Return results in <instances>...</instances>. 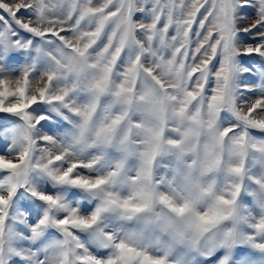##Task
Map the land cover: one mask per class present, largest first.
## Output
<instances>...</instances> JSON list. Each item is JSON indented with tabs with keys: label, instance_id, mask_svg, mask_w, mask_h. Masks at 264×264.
Segmentation results:
<instances>
[{
	"label": "snow or ice",
	"instance_id": "snow-or-ice-1",
	"mask_svg": "<svg viewBox=\"0 0 264 264\" xmlns=\"http://www.w3.org/2000/svg\"><path fill=\"white\" fill-rule=\"evenodd\" d=\"M262 140L264 0H0V264H175L180 244L203 253L197 264H264ZM112 148L141 158L126 197L119 165L89 172ZM169 153L185 182L162 191L154 170ZM45 179L101 205L86 215ZM108 210L167 242L101 231L94 246L81 233ZM16 232L31 253L7 246Z\"/></svg>",
	"mask_w": 264,
	"mask_h": 264
},
{
	"label": "rangeland",
	"instance_id": "rangeland-1",
	"mask_svg": "<svg viewBox=\"0 0 264 264\" xmlns=\"http://www.w3.org/2000/svg\"><path fill=\"white\" fill-rule=\"evenodd\" d=\"M68 125L61 133V136L66 138L67 141L71 142L74 128L72 124L67 121ZM264 143V140L258 141ZM91 153H95V150H89ZM104 159L94 169H90L89 172L93 175H107L110 171L115 170L116 166L119 165L120 179L115 190L118 191L122 196L131 195L133 191V185L131 183L132 178L137 175L142 167L140 156L137 154L135 149L124 150L121 148H112L103 151ZM85 156L89 159L93 158L88 152H85ZM253 173L256 175L264 174V170L260 168H253ZM185 162L184 159L178 157L175 153H169L164 156L163 162L157 164L154 170V178L160 181L159 187L162 191H172L174 188H179L185 182ZM41 190L51 189L54 193H60L64 196L67 203L73 207L83 208L85 204L89 205L88 212L86 215H90L101 205L103 196L98 193H91L82 188L73 187L69 189L66 186H61L53 183L51 180L45 179L43 185H38ZM246 187L254 188V185H246ZM110 190V189H106ZM72 192H79L80 195L72 197ZM251 198L246 197L245 203H250ZM62 215V214H61ZM13 220H17L18 216H13ZM27 223V221H25ZM11 231V229H10ZM101 231H113L121 232L123 238L131 240L135 243H139L143 246L159 247L161 243L167 242L166 236L161 234L157 229L147 223L145 217L138 218L136 220H127L123 218V215L117 210H108L101 214L100 220L94 230L81 233V236H88L89 240L95 246L97 234ZM59 233L56 238L53 239L49 244L42 246L40 252H47L49 249H55L59 243ZM28 240L21 237L19 232L14 233L12 243L10 247H18V250L23 253H31L32 248L28 247ZM35 243V242H33ZM176 246L171 247L170 250L172 256L176 250ZM190 251L197 252L186 246ZM225 251V250H222ZM226 255L231 256L230 251H225ZM203 257V253L199 254ZM171 256V257H172ZM10 258V257H9ZM183 256L178 257L175 260V264H183ZM198 262V261H197ZM23 264V261H21Z\"/></svg>",
	"mask_w": 264,
	"mask_h": 264
},
{
	"label": "clouds",
	"instance_id": "clouds-1",
	"mask_svg": "<svg viewBox=\"0 0 264 264\" xmlns=\"http://www.w3.org/2000/svg\"><path fill=\"white\" fill-rule=\"evenodd\" d=\"M167 239V237H165ZM183 256V264H197V261L201 259L198 252L190 251L185 245H177L173 256L170 258L172 261Z\"/></svg>",
	"mask_w": 264,
	"mask_h": 264
}]
</instances>
